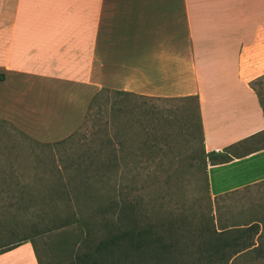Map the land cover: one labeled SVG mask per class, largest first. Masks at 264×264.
<instances>
[{"label":"crops","instance_id":"obj_1","mask_svg":"<svg viewBox=\"0 0 264 264\" xmlns=\"http://www.w3.org/2000/svg\"><path fill=\"white\" fill-rule=\"evenodd\" d=\"M0 121L40 142L82 124L103 89L193 96L203 147L264 133V0H0ZM209 162L213 197L264 180V144ZM0 264H38L25 241Z\"/></svg>","mask_w":264,"mask_h":264},{"label":"rangeland","instance_id":"obj_2","mask_svg":"<svg viewBox=\"0 0 264 264\" xmlns=\"http://www.w3.org/2000/svg\"><path fill=\"white\" fill-rule=\"evenodd\" d=\"M253 86L264 107V76ZM262 144L264 133L245 147L219 154L227 158ZM214 161L220 159L203 147L193 96L147 97L103 89L74 133L48 143L0 121V250L33 238L45 264L51 263V250L57 242L70 240L73 230L35 236L43 222L40 215L68 214L63 197L56 198L58 187L87 180V188L70 193L77 216H93L90 208L123 185L130 203L136 204L128 214L135 215L137 208L142 229L165 236L163 245L171 252L145 264H264V180L213 197L207 166ZM97 221L93 240L106 233L100 225L104 218ZM213 227L231 228L230 234L213 236ZM115 260L110 264H138Z\"/></svg>","mask_w":264,"mask_h":264},{"label":"trees","instance_id":"obj_3","mask_svg":"<svg viewBox=\"0 0 264 264\" xmlns=\"http://www.w3.org/2000/svg\"><path fill=\"white\" fill-rule=\"evenodd\" d=\"M3 78L4 74L0 73V80ZM104 90L119 94H132V92L123 90ZM260 103L262 105L261 100ZM211 153L217 154L214 152ZM217 156L221 162L226 161L229 158H225L219 153ZM114 158L115 157L111 159ZM85 181L87 180L75 183V185L71 183H62L60 188L58 187L60 192L56 195V198H59L60 196L63 197L65 207L71 210L68 214L61 215L58 212H53L51 215L48 213L40 215L43 222L41 228L36 226V230H34L35 236L58 229L70 228L71 231L73 230L71 233L72 238L70 240L65 241L64 243L63 241L57 242L55 244L56 246L54 245L55 247L51 250L49 255L51 258V263L49 264H110L112 262L111 260L114 259L115 262L116 258L118 260L121 258H128L132 259L134 263L145 264L149 260L155 262L161 261L160 259L164 258V254L171 252L169 247L163 245L165 236L162 233L142 229L140 224L141 211L136 208V212L138 213L135 212V215L128 214V211L135 210L136 204L130 203V200L127 198L128 194L126 193V186L120 185L117 189L118 191L115 189L113 195L104 198V202L97 206H92L90 209L94 211L92 214L93 216H77L72 210L77 207V204L71 201L70 193L76 188H87L88 182ZM57 207L58 206L54 205L55 211H57ZM99 216L104 218V223L100 225L104 227L106 233L105 236H100V238L93 240V225L99 224L97 221ZM126 223L127 225H130L129 228L118 230L120 228L118 226ZM116 225H118L116 229H111ZM158 225L162 230H164L163 227L166 228V226H163L162 222H159ZM170 225L171 224L167 225V227H171ZM218 229L219 230H217L216 227H213L211 230L213 236H228L231 228L221 227ZM248 229H250V226ZM169 235L171 234L169 233ZM20 241H29L32 245L37 263L45 264L38 252L37 245L33 238L25 237ZM21 242H16L11 246L0 250V253L16 247Z\"/></svg>","mask_w":264,"mask_h":264}]
</instances>
